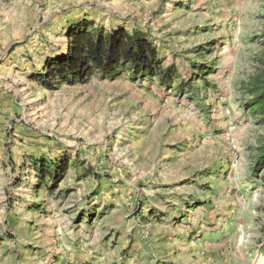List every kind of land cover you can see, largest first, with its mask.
<instances>
[{
  "label": "rangeland",
  "instance_id": "374dc122",
  "mask_svg": "<svg viewBox=\"0 0 264 264\" xmlns=\"http://www.w3.org/2000/svg\"><path fill=\"white\" fill-rule=\"evenodd\" d=\"M147 33L159 77L48 90L70 25ZM264 0H0V264H264ZM126 75V76H124ZM70 157L54 189L33 160Z\"/></svg>",
  "mask_w": 264,
  "mask_h": 264
},
{
  "label": "trees",
  "instance_id": "16d2710c",
  "mask_svg": "<svg viewBox=\"0 0 264 264\" xmlns=\"http://www.w3.org/2000/svg\"><path fill=\"white\" fill-rule=\"evenodd\" d=\"M67 48L48 57L34 79L43 88L53 90L61 84L86 83L94 75L114 79L128 73L132 79L159 77L161 84L170 86L175 82L177 67L163 66L159 50L142 30H129L120 25L107 30L96 21L83 17L73 22L66 33ZM264 38V33H263ZM264 65V60L262 62ZM243 88L249 93L246 103L251 111L264 120V67ZM260 163H264L262 147ZM41 180L50 179L52 190L62 181L72 165L70 157L54 161L36 158L32 162Z\"/></svg>",
  "mask_w": 264,
  "mask_h": 264
},
{
  "label": "crops",
  "instance_id": "0c3cea01",
  "mask_svg": "<svg viewBox=\"0 0 264 264\" xmlns=\"http://www.w3.org/2000/svg\"><path fill=\"white\" fill-rule=\"evenodd\" d=\"M124 76H126V75H124Z\"/></svg>",
  "mask_w": 264,
  "mask_h": 264
}]
</instances>
